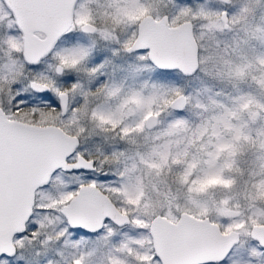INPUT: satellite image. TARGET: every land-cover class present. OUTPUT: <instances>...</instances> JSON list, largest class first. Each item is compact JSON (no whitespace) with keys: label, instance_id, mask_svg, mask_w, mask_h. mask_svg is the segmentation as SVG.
Masks as SVG:
<instances>
[{"label":"snow or ice","instance_id":"1","mask_svg":"<svg viewBox=\"0 0 264 264\" xmlns=\"http://www.w3.org/2000/svg\"><path fill=\"white\" fill-rule=\"evenodd\" d=\"M9 11L0 16V38L7 33L6 47L17 52L21 51L16 33L22 34L23 53L26 63L37 65L41 57L52 53L56 45L57 37L61 33L79 27L83 32H94L88 15H80L73 19L70 8L72 0H5ZM32 8L36 14L26 17V8ZM244 11H247L245 9ZM142 15H129L125 10L118 14V22H129L139 19ZM206 15V14H205ZM166 19V18H165ZM5 22L7 28H5ZM151 21L140 24L138 37L134 41L123 44L126 51L134 49L144 50L141 60L150 59L161 69L180 68L189 72L190 69L183 63L179 55L171 59L164 58V49L168 46L170 35L163 21H157L159 29L151 27ZM212 22L210 28L219 27ZM35 29L46 34L45 39H38L33 35ZM157 33H160L157 35ZM107 38V33L102 34ZM104 56L96 55L90 58L89 52L83 46H70L55 51V64L52 72L41 74L39 77H30L21 82L13 81L8 85L10 100L9 108L4 109L3 88L0 87V264H10L15 255L17 246H22L23 237H38V228L42 222L28 223V218L33 215L32 208H39L42 212L59 211L62 222L68 225H79L82 229L98 230L106 228L111 234L113 229L109 224L119 225L131 223L141 227L145 232L149 231L147 225L141 223L140 218L133 219L127 208L119 209L112 205L109 193L122 198L121 203L131 207H139L142 192L137 189L130 192L123 184H109L111 177L100 175L105 172L108 163L106 155L102 159L93 158L87 151L79 149V137L84 128L80 126L81 120L89 119L87 102L83 106L73 105L69 102L70 95L74 99L77 94L87 98L88 92L84 90L83 83L78 79L81 73L89 77H95L105 67ZM14 71L8 66L0 69V83L6 82ZM39 72V71H37ZM36 73V72H34ZM62 74V75H61ZM26 89V91H22ZM120 89L113 86L110 96H118ZM177 99L159 98L152 96L145 98L139 92L131 93V98L125 101L118 111L105 110L96 107L91 110V121L102 132H115L121 124L125 112L123 109L129 104L136 109L144 110V121L154 119L159 111H153L152 106L157 105L166 108L169 105L180 107L178 101L186 98L177 90ZM71 113L67 126L74 130V134L65 131V117ZM140 124L135 129L130 127L119 128V135L124 136L129 132L139 130ZM149 167H159L150 164ZM57 168L65 171L79 173L75 176L77 181L75 191L65 193L59 200H53L48 204L37 205L34 199L33 187L43 181L47 185L45 176ZM191 168V166H190ZM123 176V173L119 174ZM189 184L190 192H203L217 184L227 185L229 181L222 180L218 173L205 172L189 180V173L182 177ZM264 195V192L261 193ZM95 202V213L89 215L88 206ZM204 216L207 210L204 209ZM219 214L231 217L234 214L226 207L219 209ZM184 219L175 220L177 228H191L204 233L211 243V247L205 249L201 264H218L224 259L228 250L237 243L244 229L252 237L248 248L243 250L244 260L248 264H254L258 255V249L264 251V223L256 219H250L227 225L205 218L197 220L195 216L184 213ZM49 223L53 221L47 216ZM168 223L172 220L165 218ZM29 229H31L29 231ZM68 233L67 227L63 232L55 234L57 239H62ZM150 235L155 238V248L146 254L140 249L142 240H133L122 243L114 249V254L109 258V264H127L124 256L127 255L133 264H183L180 260L169 257L168 244L161 239L157 223H153ZM133 248L136 249L133 255ZM71 264H82L81 259H73Z\"/></svg>","mask_w":264,"mask_h":264},{"label":"rangeland","instance_id":"2","mask_svg":"<svg viewBox=\"0 0 264 264\" xmlns=\"http://www.w3.org/2000/svg\"><path fill=\"white\" fill-rule=\"evenodd\" d=\"M121 7L119 6L118 0H78L77 4L74 6L73 19L78 18L80 15H88L92 25L96 27V32L94 33H84L80 28L73 27L69 32H75L79 37V44L84 48L89 46V64L90 58L92 56L100 55L105 57V67L103 71L98 73L95 77H89L85 73H81L78 79L83 83L84 90L89 86H94L100 80H106L110 82L112 86L121 88L125 83L127 77V70H139L145 68L148 65L147 62L152 65L148 59L141 60L139 57L144 54V51H137L132 54H127L123 48V44L127 41H132L135 35V25L137 20H132L129 22H118V14L121 10H125L126 13L133 9V14L138 13L146 14L153 13L156 16L161 14H168L170 21L172 23H179L182 21L190 20L194 26V33L198 46H199V61L201 63V57L207 53H211L217 44L220 42H230L234 41L237 46L239 53V59L253 58L257 55L264 54V42L259 38H253L245 41L243 45H240L239 33L235 35L231 31H227L223 28V25L215 28H210L209 24L215 21L216 17L214 13L217 11L221 4H224L220 0H119ZM138 1V3L136 2ZM111 2V3H110ZM141 3L140 5H138ZM230 6V9H239L240 5L247 3L250 7H255L257 15L264 14V0H227L225 2ZM135 4L137 5L135 7ZM112 5V6H109ZM132 7V8H131ZM9 10L0 0V16L7 13ZM108 13H112L109 16ZM206 14V15H205ZM114 17V18H113ZM5 28H7V23L5 22ZM107 33V38L102 34ZM18 38L16 42L21 44V51L17 52L6 47L7 33L0 38V65L3 66V61L9 63V60L13 59L12 54L20 53L22 59V41L21 37L16 33ZM195 35V34H194ZM50 53L48 58L41 63V60L37 63H41L39 66V73L44 74L52 72L55 64V51ZM24 61V59H23ZM25 62V61H24ZM26 63V62H25ZM27 64V63H26ZM30 65V64H27ZM34 66V65H32ZM152 67L156 68L152 65ZM0 69L2 67L0 66ZM200 72L199 70L196 73ZM32 75L27 72L23 78L24 80L28 75ZM62 75V74H61ZM184 77V76H183ZM159 78V77H158ZM190 80H186V84L192 85L196 81H201L209 85V82L202 80L200 75L194 74L189 77ZM20 81V79H19ZM21 82V81H20ZM183 84L185 80L181 81ZM0 87L3 88V100L5 111L8 110L10 100V95L8 89L5 88L3 83H0ZM243 94H247L255 97L256 99L264 102V84H257L256 81L251 80L250 77H242L236 82V87ZM228 89H234L231 83L223 89L228 91ZM216 91L221 90V85H216ZM82 96L77 94L73 99L70 95L69 102L73 105H81ZM191 100V96L188 97ZM107 104L101 105V108H106ZM107 110V109H106ZM123 111L125 115L129 117H139L144 116V110L136 109L135 105L129 104ZM71 113L65 117L66 121V133H73L74 130L67 126V122L70 120ZM250 121V127H261L264 126V120L261 118H256L255 121ZM80 126L84 128V132L80 135V146L81 151L89 152L93 158L102 159V151L100 149L109 148L111 145L113 147V142L111 138L103 135L99 129L89 120H81ZM70 131V132H69ZM71 135V134H70ZM109 147H107V146ZM114 167L110 161L105 166V172L100 173V175H108L106 172L113 171ZM222 171V167L215 163H210L208 166L197 169L195 176L203 175L205 172L218 173ZM109 176V175H108ZM111 180L107 183L120 185L116 176H110ZM62 175H56L54 179V184H58ZM74 181H76L74 177ZM123 185L128 188L130 192L135 193L137 189H140L142 195L140 197L139 207H131L126 204L121 203L122 198L109 193L108 196L113 200V202L120 207L119 209L127 208L129 214L133 219L140 218L143 225H149L150 220L155 215L164 216L170 220L175 221L181 212H187L188 214L195 216L197 218L207 217L210 221H216L221 224L227 225L229 223H235L250 219H256L258 222L264 223V201L260 199H252L247 189H242L239 185L235 186L231 191L225 192L221 188H217L216 185L210 187L208 190L203 192H190L187 193L183 189H179L175 196L169 195L166 199H161L159 201H153L150 198V194L146 192L144 184L141 179L130 181L125 179ZM219 185V184H217ZM159 195V193H157ZM221 197H230L231 201L236 204L235 207L232 204L225 201L223 204L219 203ZM221 207H226L227 209H233L239 212L238 216L225 217L219 214V209ZM204 209L207 210V215L204 216ZM60 212L54 217L52 223L47 224V228L44 226L38 228L37 231L40 233L38 237H33L32 239L27 238V233L23 237L22 246H17L16 251L19 249L20 252H27L30 247L34 248L37 255L54 257L59 264H69L73 259L79 258L82 264H108L109 258L114 254V249L118 248L122 243H127L133 240H142L149 247L152 243L151 239L148 241V232H145L143 228L130 225L123 229L121 235H117L116 231L111 225L113 231L111 234L107 233L106 228H103L98 234L89 235L81 231L71 230L68 228L66 223L62 222ZM28 223H30L28 221ZM50 227V228H49ZM67 227L68 233L64 235L62 239H57L55 234L57 232H63L64 228ZM126 229V230H125ZM31 229H29L30 231ZM247 229H244L240 234V242L233 247L231 252L227 257L218 264H248L244 260L243 250L248 248L249 241L252 239L250 235L247 234ZM137 232V233H136ZM258 255L254 259V264H264V251L257 250ZM16 253V252H15ZM71 255H76L75 258L70 257ZM128 257V256H127ZM49 259V258H48ZM133 264V262H131ZM153 264H156L153 261Z\"/></svg>","mask_w":264,"mask_h":264},{"label":"clouds","instance_id":"3","mask_svg":"<svg viewBox=\"0 0 264 264\" xmlns=\"http://www.w3.org/2000/svg\"><path fill=\"white\" fill-rule=\"evenodd\" d=\"M214 15L213 22L226 26V30L234 35L239 33L241 46L253 38L264 42V14L257 15L255 7L244 3L239 9H230L224 3ZM238 56L234 41H222L211 53L201 57L200 72L194 74L209 82V92L204 99L179 86L170 89L167 99H177L174 95L177 90L186 98L182 101L185 103L183 115L179 114V107L153 105L152 110L159 111L154 119L144 121L143 116L125 115L115 132L100 130L113 142V151L106 155V159L112 167H119L123 174L125 161L137 168V174L153 201L175 196L179 189L187 193L189 184L182 179L185 173H189L191 180L197 169L210 163L220 165V178L229 181L227 185H216L217 188L228 192L239 185L247 189L252 199L264 201L261 194L264 192V126L250 127L247 121L241 124L245 116L253 122L256 118L264 120V102L243 93L231 95L232 89L223 90L229 83L235 88L242 77L264 84V54L250 59H239ZM216 85H221L219 94ZM112 88L110 82L100 80L85 90L88 96L86 100L81 98V106L87 102L90 123L92 109L111 104L112 110L118 111L125 101L130 100L133 91H122L119 99H114L109 95ZM148 97L150 92L145 98ZM137 124L141 125L139 130L119 135V128L135 129ZM150 164L159 167H149ZM116 179L119 181L120 175ZM225 201L236 206L230 197H221L219 203Z\"/></svg>","mask_w":264,"mask_h":264},{"label":"trees","instance_id":"4","mask_svg":"<svg viewBox=\"0 0 264 264\" xmlns=\"http://www.w3.org/2000/svg\"><path fill=\"white\" fill-rule=\"evenodd\" d=\"M17 34L20 40L21 34L20 33ZM195 36H197L196 32H195ZM79 40L80 39L75 34V32H67L62 37L59 38V40L56 42V45L54 46V49L55 48L60 49L70 46H80ZM19 45L21 46L20 42ZM85 48L89 50V46H86ZM12 56L13 59L9 60V63L8 62L5 63L3 61V66L2 64L0 65L2 68L11 66L14 69V71L9 75L8 80L6 82H3V85H5V88L7 89H8V85L13 81L20 82L24 80L23 76L27 72H30L32 75L29 74L28 75L29 77H26L25 80L29 79L30 77H39L40 73L37 72L39 71V66L43 61L46 60V58H48V56H46L41 60V63L32 66V65H27L23 61L20 53L12 54ZM147 64L148 65L146 66L147 67L146 70L145 68L139 70H132V69L127 70V77L125 83L121 86V88H119L120 93L122 91H133V92H139L140 94H142L143 97H146V94L150 92V97L155 95L163 99V98H167L170 95V89L172 87L179 86L182 87L183 89H187L188 91L192 92L194 95L200 97L201 99L206 98L209 92L208 84L201 81H196L192 85L189 84L185 85L186 80L187 81L190 80L189 77H183L178 71H171V72L161 71L158 70L157 68L152 67V65H150L148 62ZM182 80H185L184 84L181 82ZM22 91H26V89H23V86H22ZM217 93L219 94L220 91H217ZM237 94H241V91H239V89L237 88H234L231 91V95H237ZM114 99H119V95L114 96ZM105 106H106V108H104L105 110L106 109L112 110L111 104H107ZM178 112L181 115L184 114L183 111H178ZM244 121H247V126H249L250 121L247 119L246 116L243 117V119L241 120V124H243ZM69 134H73V133H69ZM79 149L81 150V148ZM100 150L102 151L101 156H104L107 155L110 151H113V147L111 145L109 148L106 149L102 148ZM124 166H125V174L123 176H120V181H122L120 182V184H123V181L126 178L129 179L130 181H133L135 178L138 177L141 179V176L137 174L139 171L137 168L131 167L127 161L124 162ZM119 173H120L119 167H114L113 171L106 172V174L113 177L119 175ZM56 175L63 176V178L60 179L58 184L53 183ZM72 175L76 176L79 175V173L68 174L61 171H57L52 176L48 185L39 188L36 191L35 194L36 204L37 205L48 204L53 200H59L65 193L69 191H75L77 182L74 181L73 177L75 176ZM32 212L33 215L30 217L29 222L30 223H32L33 221L42 222V225L44 226L45 229L47 228V224L49 222L48 219H45V217L47 216L49 219L53 220L54 217L58 214V210L55 212L44 213L39 208H33ZM148 241H150V237ZM146 244L143 243V246L140 249L142 254H146L151 250V244H149L150 245L149 247ZM135 253H136V249L133 248V255H135ZM123 258L127 262V264H132L129 257H127V255H125ZM10 264H59V263L56 261L54 257L37 255L35 251V247L34 248L30 247L27 252H23V253L20 252L18 249L15 255L11 258Z\"/></svg>","mask_w":264,"mask_h":264},{"label":"water","instance_id":"5","mask_svg":"<svg viewBox=\"0 0 264 264\" xmlns=\"http://www.w3.org/2000/svg\"><path fill=\"white\" fill-rule=\"evenodd\" d=\"M220 1L224 2L226 0H220ZM3 2L8 8V5L5 2V0H3ZM75 3H76V0H72V4H71V8H70V12H71L72 17H73V9H74ZM35 14H36V12L34 9H32L30 7L26 8V11H25L26 17H32ZM148 21L152 22L151 27L153 29H159L160 28V25L156 23L157 21H163L164 22L165 27L168 30H170L169 31L170 40H169L168 46L165 47V49H164V53H165L164 58L171 59L175 55L178 54L180 59L190 69V71L185 72V71H182L180 68L161 69L156 64H154L150 59H148L149 62L161 71H166V72L178 71L184 77L193 76L194 73H196L199 69V46H198V43H197L196 38L194 36L192 23L190 21H184V22H181L180 24H178L176 26H170L168 23V18L166 16H163L159 20L156 21L151 16L147 15L140 20V22L138 24L137 35H136L135 39L139 35L140 24L141 23H147ZM94 32H84V33H94ZM65 33H61V36L64 35ZM159 34L160 33H157V35H159ZM33 35L38 39H45L46 38V34L42 33L39 29H35L33 32ZM21 37H22V34H21ZM59 38L60 37H57V41ZM22 49H23V40H22ZM138 50H141V49H134L133 51H126V52L131 53V52L138 51ZM22 55H23L24 61L26 62V57L24 56L23 50H22ZM44 57H41L40 60ZM30 65H32V64H30ZM178 103L181 105L178 108V111H183L185 103L182 101H178ZM58 170H61L62 172L70 173L68 171H65L62 168H57L51 172L50 176H45V179L47 180V184L49 183L51 176ZM40 187H43V181H41L40 185L33 187L34 199H35V193H36L37 189ZM110 202L112 203V205H114V203L111 200H110ZM96 207H97V205L94 201L89 203V206H88L89 215H92L95 213ZM228 210L234 214L231 217L239 215V212H237L233 209H228ZM184 213H187V212H181L179 214V218L177 220L184 219L185 218ZM188 215L192 216L190 214H188ZM165 218L166 217L161 216V215L154 216L150 221L149 233H150V229H151L152 224L157 223L161 239L166 241L168 244V252H169V257L171 259L180 260L183 262V264H201V259L203 257L205 249L211 247V243L208 241L206 235L204 233H201V232L196 231V230L191 229V228H186V227L177 228L175 226V222L168 223L165 220ZM199 219L200 218H197V220H199ZM205 219L209 220L207 217H205ZM28 220H29V218H28ZM128 224H130V223L119 224L116 226L122 227V226H125ZM68 226L71 229L82 230V231H85L88 233H95L101 229L100 228L98 230H90V229H82L81 226H79V225H68ZM151 240H152V248L154 250L155 238L151 236ZM239 242H240V236H239L238 242L233 244V246L228 250V254L231 252L233 247L236 246ZM224 259H222L218 263L222 262ZM69 264H71V263H69Z\"/></svg>","mask_w":264,"mask_h":264},{"label":"flooded vegetation","instance_id":"6","mask_svg":"<svg viewBox=\"0 0 264 264\" xmlns=\"http://www.w3.org/2000/svg\"><path fill=\"white\" fill-rule=\"evenodd\" d=\"M2 1V3L4 4V2H3V0H1ZM77 1L78 0H76V3H77ZM140 1V0H139ZM227 1V0H226ZM226 1H224V3L226 2ZM112 2H114V0H112ZM118 2H119V6L121 7L125 2H123V4L122 5H120L121 3H120V1L118 0ZM137 3H138V1H136ZM75 3V4H76ZM111 3V2H110ZM141 3H139L138 5H140ZM5 5V4H4ZM109 6H112V5H109ZM137 5L135 4V7H136ZM5 7L7 8V6L5 5ZM132 8V7H131ZM8 9V8H7ZM133 9L134 8H132V9H130V12H129V14H133ZM9 10V9H8ZM127 14H128V12H127ZM147 15H149V16H151L154 20H159L161 17H163V16H166L167 18H168V23H169V25L170 26H176V25H178V24H180L181 22H177V23H172L171 21H170V18H169V15L168 14H161V15H159V16H156V15H154L153 13H146V14H142V15H140L139 16V19H137V22H136V25H135V35H134V38H133V40L132 41H134V39H135V37H136V35H137V29H138V24H139V22H140V20L143 18V17H145V16H147ZM186 21H190V20H186ZM182 22H184V21H182ZM191 22V21H190ZM192 23V22H191ZM192 25H193V23H192ZM94 26V25H93ZM95 27V26H94ZM223 28L224 29H226V27L223 25ZM95 32H96V27H95ZM193 32H194V26H193ZM195 34V33H194ZM139 52H141V51H143V50H138ZM125 52H126V50H125ZM134 52H137V51H134ZM134 52H131V53H127V54H132V53H134ZM79 146H80V140H79ZM62 172V171H61ZM65 173H67V172H65ZM68 174H73L72 172H70V173H68ZM72 176H75V175H72ZM74 178V177H73ZM139 178V177H138ZM138 178H135L134 180H137ZM77 182V181H76ZM108 195V194H107ZM110 200L113 202V200L110 198ZM114 203V202H113ZM114 205L117 207V208H119L115 203H114ZM178 219V218H177ZM176 219V220H177ZM151 221V220H150ZM173 222H175V221H173ZM67 226H68V224H66ZM109 225H111L112 227H113V229L116 231V233H117V235H121V233L123 232V231H121V230H119V229H123V228H125L126 226H128V225H130V224H128V225H125V226H122V227H118V226H116V225H114V224H109ZM149 225H150V222H149ZM149 225H148V228H149ZM68 228H69V226H68ZM69 229H71V228H69ZM103 228H101L99 231H97V232H95V233H88V232H85V231H82V230H77V231H81V232H84V233H86V234H89V235H95V234H98L101 230H102ZM71 230H76V229H71ZM126 230V229H125ZM148 234H149V236H150V233H149V231H148ZM150 239H151V236H150ZM151 243H152V240H151ZM75 256L76 255H71L70 257H73V258H75Z\"/></svg>","mask_w":264,"mask_h":264}]
</instances>
